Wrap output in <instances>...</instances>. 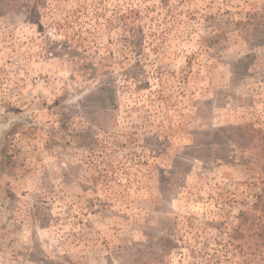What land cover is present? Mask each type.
<instances>
[{
	"label": "rangeland",
	"instance_id": "1",
	"mask_svg": "<svg viewBox=\"0 0 264 264\" xmlns=\"http://www.w3.org/2000/svg\"><path fill=\"white\" fill-rule=\"evenodd\" d=\"M13 118L0 264H264V0H0Z\"/></svg>",
	"mask_w": 264,
	"mask_h": 264
},
{
	"label": "trees",
	"instance_id": "2",
	"mask_svg": "<svg viewBox=\"0 0 264 264\" xmlns=\"http://www.w3.org/2000/svg\"><path fill=\"white\" fill-rule=\"evenodd\" d=\"M241 127L245 128V130H247V132L245 133V135L243 137L244 139L246 138V140L248 139L247 141H251L252 136H254V134H258V133H260V134H258V135H260V138L264 137V133L261 132V130H257L255 128L250 127V126H241ZM248 137H250V138H248ZM255 234H257V237H260V238L264 237V224H260V223L258 224L257 229L255 231Z\"/></svg>",
	"mask_w": 264,
	"mask_h": 264
},
{
	"label": "water",
	"instance_id": "3",
	"mask_svg": "<svg viewBox=\"0 0 264 264\" xmlns=\"http://www.w3.org/2000/svg\"><path fill=\"white\" fill-rule=\"evenodd\" d=\"M14 119H15V118L11 119V120L8 121L7 123H3V124L0 125V135H1V133H2V131H3L4 129H7V128L9 127V123H10L11 121H13Z\"/></svg>",
	"mask_w": 264,
	"mask_h": 264
}]
</instances>
